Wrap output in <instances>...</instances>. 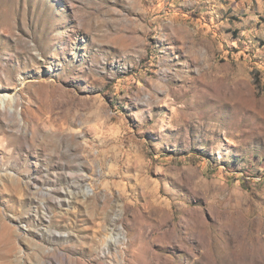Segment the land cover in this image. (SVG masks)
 Wrapping results in <instances>:
<instances>
[{
  "label": "rangeland",
  "instance_id": "rangeland-1",
  "mask_svg": "<svg viewBox=\"0 0 264 264\" xmlns=\"http://www.w3.org/2000/svg\"><path fill=\"white\" fill-rule=\"evenodd\" d=\"M0 264H264V0H0Z\"/></svg>",
  "mask_w": 264,
  "mask_h": 264
},
{
  "label": "bare ground",
  "instance_id": "bare-ground-1",
  "mask_svg": "<svg viewBox=\"0 0 264 264\" xmlns=\"http://www.w3.org/2000/svg\"><path fill=\"white\" fill-rule=\"evenodd\" d=\"M9 95V94H8ZM8 95H4L3 97H2V100L3 101H6V100H9V101H12V102H16L17 100L16 99H14L12 96H8ZM2 102V101H1ZM6 103V102H5ZM5 105V104H4ZM13 109L11 108V111H12Z\"/></svg>",
  "mask_w": 264,
  "mask_h": 264
}]
</instances>
